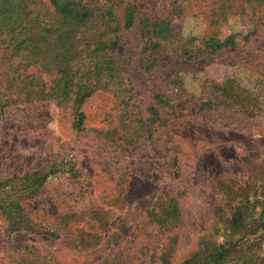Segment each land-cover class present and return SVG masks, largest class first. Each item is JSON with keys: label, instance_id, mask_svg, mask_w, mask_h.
I'll return each mask as SVG.
<instances>
[{"label": "rangeland", "instance_id": "rangeland-1", "mask_svg": "<svg viewBox=\"0 0 264 264\" xmlns=\"http://www.w3.org/2000/svg\"><path fill=\"white\" fill-rule=\"evenodd\" d=\"M55 1L0 0V264H264V0Z\"/></svg>", "mask_w": 264, "mask_h": 264}, {"label": "trees", "instance_id": "trees-1", "mask_svg": "<svg viewBox=\"0 0 264 264\" xmlns=\"http://www.w3.org/2000/svg\"><path fill=\"white\" fill-rule=\"evenodd\" d=\"M49 1H51L52 3L56 2L55 0H49ZM71 4H72L71 2H65L64 4H61V6L58 5L57 6L58 8H56V10L64 17V20H66V22L70 21V20L66 19L67 16H71L72 18L75 17L76 20L83 21L84 16L79 14V12L76 8H72ZM1 26H4L5 28H3V29L0 28V33L2 30H4L5 38L11 36V31L9 30V25L8 24H0V27ZM1 42H5V40L0 41V43ZM214 43H215L216 48L221 47L223 45H227L228 43H232L231 35L227 36L223 40L215 39ZM115 44H116V42L114 41L113 45L115 46ZM0 57H3V54ZM79 115H82L81 112H79ZM75 124L77 127H80L81 117L75 122ZM200 251L194 253L192 256H190L189 258L184 260L182 264H197L198 262H197V259H195V258L197 256H199ZM227 254H228V249L226 247L220 245L218 250L214 253V256L212 257V263H216L217 261L222 260L223 258H225V256Z\"/></svg>", "mask_w": 264, "mask_h": 264}]
</instances>
